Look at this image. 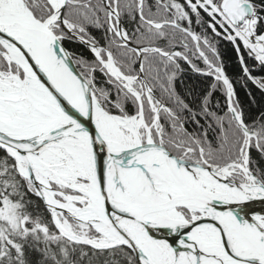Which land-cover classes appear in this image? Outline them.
<instances>
[{
    "label": "snow or ice",
    "instance_id": "snow-or-ice-1",
    "mask_svg": "<svg viewBox=\"0 0 264 264\" xmlns=\"http://www.w3.org/2000/svg\"><path fill=\"white\" fill-rule=\"evenodd\" d=\"M222 42L264 93V0H0V264H264Z\"/></svg>",
    "mask_w": 264,
    "mask_h": 264
},
{
    "label": "trees",
    "instance_id": "trees-1",
    "mask_svg": "<svg viewBox=\"0 0 264 264\" xmlns=\"http://www.w3.org/2000/svg\"><path fill=\"white\" fill-rule=\"evenodd\" d=\"M220 52L228 75L236 83V90L239 99L242 102H246L247 104L251 105V110L253 112H258L261 108H264V93L256 88L255 85L251 84V82H249L247 88H245L243 87L242 82L239 81V76L241 73L238 61L235 59V54L231 51V48L227 42L221 43ZM253 75L257 77L264 76V71H261L258 67L253 68ZM181 80L183 81L182 83L179 81L177 82V90L184 94L189 102L192 101V97L187 95L188 90H190L192 86H195L196 91L199 92L206 86L208 82L207 78L197 77L189 70L185 71L181 77ZM248 92H251L252 95L249 96ZM217 99H220V94H217ZM253 99L255 100V104H252ZM221 103H223L222 99Z\"/></svg>",
    "mask_w": 264,
    "mask_h": 264
}]
</instances>
